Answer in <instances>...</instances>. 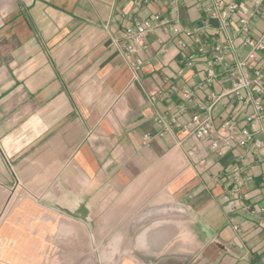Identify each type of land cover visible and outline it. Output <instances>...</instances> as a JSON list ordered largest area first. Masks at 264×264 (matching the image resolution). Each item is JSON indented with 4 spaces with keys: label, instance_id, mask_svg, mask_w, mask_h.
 Listing matches in <instances>:
<instances>
[{
    "label": "crops",
    "instance_id": "crops-1",
    "mask_svg": "<svg viewBox=\"0 0 264 264\" xmlns=\"http://www.w3.org/2000/svg\"><path fill=\"white\" fill-rule=\"evenodd\" d=\"M225 1L253 10L246 0ZM211 7L212 0L140 8L127 0H0V264H58L63 251L75 257L95 244L120 254L107 264H264V212L253 220L240 207L264 208V147L216 154L156 123L180 110L178 122H188L197 108L183 91L205 101L231 87L228 78L203 83L212 54L198 53L195 38L209 47L230 41L229 66L246 54L236 17L221 29ZM155 14L169 24L154 27L137 55L123 56L124 29ZM254 20L258 35L264 11ZM263 64L261 53L251 66ZM251 112L223 98L213 125L240 128ZM263 124L254 126L261 142ZM87 235L92 243L82 249Z\"/></svg>",
    "mask_w": 264,
    "mask_h": 264
},
{
    "label": "built area",
    "instance_id": "built-area-1",
    "mask_svg": "<svg viewBox=\"0 0 264 264\" xmlns=\"http://www.w3.org/2000/svg\"><path fill=\"white\" fill-rule=\"evenodd\" d=\"M133 3L137 8L143 5L159 0H127ZM201 2L203 0H196ZM253 6V10L239 5L235 2L225 0H212V7L209 10L212 18L216 19L221 29H226L229 20L236 17L237 31L241 38L240 47L246 49L243 58L236 59L233 66H229L225 61L227 50H234L235 47L229 41L225 46L214 43L210 47L203 44L199 38L194 39L198 53H204L210 49L212 54L213 67L206 71L203 83L211 86L214 82H225L228 78L231 87L220 95L210 93L205 101L195 100L188 91H183L185 101H193L197 111L191 115L188 122L181 124L178 122L179 113H174L169 117L158 116L156 123L161 126L162 133L165 134L171 128L183 130L189 137L198 141L207 143L211 152L222 154L224 151L232 148H244L252 145L255 150L264 147V142L257 141L255 135V123H264V64L260 68H252L251 64L259 60V54L264 53V31L258 35L254 33L253 24L256 15L264 11V0H246ZM168 19L161 18L155 14L149 18L135 20L132 25L124 29L125 44L122 48V55L125 57L135 56L143 49V40L151 30L158 26H167ZM174 34L187 33V30L180 27H171ZM184 47V45H181ZM141 67V61L134 62V70L137 72ZM216 67H220L228 77L223 75L219 77ZM255 93L254 95L252 93ZM223 98H227L231 103H239L243 109L250 107L252 112L244 117V125L240 128L233 121L226 120L222 122L219 128L213 125L212 109L216 103ZM264 132V124L261 129ZM242 184L240 179H236V186L233 193L237 192L238 186ZM242 211L250 218L257 219L263 212L264 208L259 206H250L241 204ZM236 204L229 206V212L236 211ZM236 230V227H234Z\"/></svg>",
    "mask_w": 264,
    "mask_h": 264
},
{
    "label": "rangeland",
    "instance_id": "rangeland-1",
    "mask_svg": "<svg viewBox=\"0 0 264 264\" xmlns=\"http://www.w3.org/2000/svg\"><path fill=\"white\" fill-rule=\"evenodd\" d=\"M57 239H58V237H54V236L50 237V247L51 248L55 247V243L57 245V243H58ZM69 239H70V237L67 236L65 238V242L68 243ZM91 243L92 242H91L90 235L82 236V241H81V245L83 247L82 249H84L85 247L90 248ZM95 246L93 247V249L91 251L82 250L80 252H77V254H75V257H73V256L70 257L67 251H63L62 256H60V258H58V262L56 259V262L58 264H69L70 260L74 259V260H82V261L89 260V261H92L94 264H107L106 261H108V263H109L111 261L113 262V261H117V259H120V254L116 255V256L114 255V257H109V256H107L106 251H104L100 245L95 244ZM54 254H56V253L50 252L49 255L52 256ZM70 264H72V263H70Z\"/></svg>",
    "mask_w": 264,
    "mask_h": 264
}]
</instances>
